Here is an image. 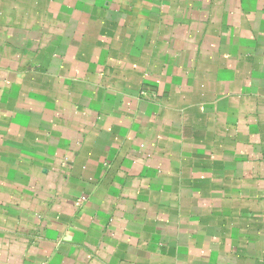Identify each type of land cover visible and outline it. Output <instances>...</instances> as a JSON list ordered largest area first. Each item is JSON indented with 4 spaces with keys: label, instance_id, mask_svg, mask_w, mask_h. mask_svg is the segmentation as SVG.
<instances>
[{
    "label": "crops",
    "instance_id": "obj_1",
    "mask_svg": "<svg viewBox=\"0 0 264 264\" xmlns=\"http://www.w3.org/2000/svg\"><path fill=\"white\" fill-rule=\"evenodd\" d=\"M0 264H264V0H0Z\"/></svg>",
    "mask_w": 264,
    "mask_h": 264
}]
</instances>
